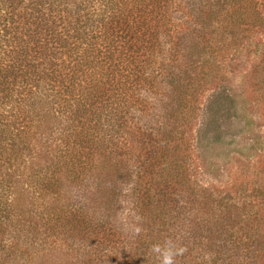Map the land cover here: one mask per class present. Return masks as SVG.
Instances as JSON below:
<instances>
[{
	"label": "trees",
	"instance_id": "1",
	"mask_svg": "<svg viewBox=\"0 0 264 264\" xmlns=\"http://www.w3.org/2000/svg\"><path fill=\"white\" fill-rule=\"evenodd\" d=\"M26 3L27 14L19 10ZM216 6L227 15L221 18ZM250 30L264 33V0H0V239L22 231L28 240L22 241L24 248L39 254L44 251L40 247L56 237L74 253L80 249L90 264L94 248L88 245L96 241L100 246L111 235L110 248H126L141 260L138 263L165 264L170 257L171 264H185L179 251L183 256L190 250L199 253L212 239L200 242L194 229L205 225L213 236L212 228L218 225L227 235L229 257L215 248L208 264H264V233H253L258 221L264 225V184L244 187L237 196V209L225 198L213 200L209 189L200 190L195 200L183 198L174 213L188 208L196 216L187 222L193 230L186 231L185 240L174 234L155 238L157 219H172V189L179 183L174 178L182 175L177 172L181 169L166 170L171 163L166 151L169 140L157 138L160 114L151 119L156 125L143 129L136 118L145 114L130 112L133 98L124 92L126 79L132 78V91L144 99L141 110L149 107L153 113L159 101L167 107L165 101L174 95L183 102L190 91L198 93L219 74L213 58L221 51L223 37L236 48L237 35ZM213 47L217 51L211 53ZM160 48L165 49L167 61L155 66L151 60ZM261 64L258 84L264 90V55ZM254 73L259 79L260 67ZM176 135L175 140H180ZM95 141L105 144L102 150L92 149ZM134 142L144 151L133 150ZM179 145L183 143L177 141L174 148ZM113 159L120 162L126 177L134 175L126 188L133 199L128 217L134 210L141 221L145 219L128 238L111 234V213L121 193L116 192L118 186L111 184L106 202L110 201L102 202L105 222L97 230H103L92 232L76 208L90 203L87 195L97 188L90 187V176L109 177ZM115 169L114 176L119 177ZM67 182L74 184L75 192L62 205L61 193L56 192L60 185L70 187ZM43 190L57 196L51 193L47 199L40 195ZM198 209L207 222L197 217ZM215 211L219 215L214 216ZM235 226L239 228L233 232ZM85 237L92 241L84 242ZM0 243L9 263L30 264L28 258L17 257L18 241ZM139 247L144 248L143 258ZM237 251L245 257L235 262ZM66 254L54 257L53 264H71ZM47 255L42 254L41 264L52 263ZM132 257L127 260L134 264Z\"/></svg>",
	"mask_w": 264,
	"mask_h": 264
},
{
	"label": "rangeland",
	"instance_id": "2",
	"mask_svg": "<svg viewBox=\"0 0 264 264\" xmlns=\"http://www.w3.org/2000/svg\"><path fill=\"white\" fill-rule=\"evenodd\" d=\"M19 10L27 14L29 11L28 3L20 6ZM87 10L89 11L88 8ZM90 10H92V7H90ZM216 11L221 15V18L223 15H227L219 6H216ZM238 23H241V21ZM234 25H236V21ZM208 32L210 36H213L212 31L209 30ZM227 33L230 34L229 31ZM222 41L223 46L221 47V51L218 54H214L215 56L213 55L215 66L220 69L219 74L214 77L210 85H204L198 93L190 91L183 102L181 96L177 97V95H174L172 96V100L167 99L165 101V104L168 103L167 107H162L163 105L159 101L160 106L156 107L155 113L151 112L149 107L141 110V102L144 99L136 90L132 91L129 85L132 83V78L126 79L127 87L124 92L133 98L129 101L130 112L140 116L145 114L143 117L136 118L141 121L140 125L143 129L156 125L151 124V119L160 114V126L157 138L160 139L162 137L163 140V137H166L169 140V149H166V151L171 163L166 165V170L174 173L177 169H181L177 172L182 174L174 178L175 180H179V183L172 189L174 193L173 197L175 198L170 208L172 219L166 217L163 219V222L157 219V226L154 229L155 238H162L166 235L171 238L174 234L175 238L185 240V237H188L186 231L191 232L193 230L188 229L187 222L192 218V215H195L190 213L188 208L184 207L181 213H174L183 203V198L195 200L200 190L209 189L213 200L225 198L227 199V204H233L234 209H237L239 207L237 196L239 193L244 192V187L250 190L252 186L260 187V184H264V90L258 84V80L261 79L263 74L261 60L264 55V33L256 32V30L242 31L239 36L237 35L235 42L238 43V46H235L236 48L233 47L234 44L231 42V39L228 38L227 40L224 36ZM205 45L203 44L202 46ZM230 47L233 49L230 50ZM215 51L217 50L214 47L213 51L210 50L211 53ZM191 53L193 54L192 57L195 58L196 50H193ZM167 56L165 49L160 48V52L156 53V56L151 61L157 66L160 64V60L164 59L167 61ZM259 67L260 73L258 74V79L254 70L255 68L259 70ZM183 77L185 78L186 76L184 75ZM154 101L157 102L156 98ZM145 103L152 108L154 107V104L147 100H145ZM176 133H178L180 140H175ZM166 134L169 135L165 136ZM177 141L183 143V145L174 148V143L177 144ZM93 144L92 149L98 146L102 150L101 145L103 143L95 141ZM132 147L135 151H144L143 145L136 142L133 143ZM179 148L183 150L182 153L173 151ZM110 163L109 171L107 169L109 173L111 172L109 177L101 176L97 178V175L90 176V187L95 188L97 185V188L90 190L92 193L87 195L90 203L84 207L76 206V208H79L78 215L90 227L92 232L103 230H97L105 222L102 214L106 210L102 202L109 203L110 201L106 202L107 197L111 195L108 189L110 185L118 186L116 192L120 190L121 193L117 194L118 203H116V208L111 213L114 218V232L112 231L111 234L128 238L133 231H139L138 228L143 224L145 219L141 221L138 218L140 215L134 210H132L128 217L133 199L126 192V188L132 185L134 175L132 177L127 175L126 177L125 172L119 169V161L117 162V160L113 159ZM116 167L120 171L119 177L114 176L113 173ZM67 184L72 190L68 186L60 185L56 192V194L61 193L60 201L62 205L68 204V201H70L68 197L75 192V190L73 191L74 184L69 182ZM51 193L43 190L40 195H47V199H50L52 194L56 195L55 193ZM192 207L191 205L190 208ZM215 208L218 209L219 207L216 205L214 206ZM197 211V217H203L204 221L207 222L206 214H201L199 209ZM214 213V216L219 215L216 211ZM262 215L264 216L263 213ZM173 216L175 217L174 219ZM242 224L239 226H243ZM256 225L257 227L253 230V233L256 236L261 234V232L264 233V225L260 224L259 221ZM239 226H235L233 232L237 231ZM206 227L203 225L200 228L194 229L195 233H198V235H195V239L199 238L200 242H206V239L211 237L212 239L208 242L209 247L199 253L195 252V250H190V253L185 254V256H183L184 253L179 251L182 254L180 262L185 264H208V258L209 256H213L215 248L223 249L224 257H229V247L225 246L226 233L218 225H214L212 228L214 235L209 236ZM108 230L106 228L107 232H109ZM25 235L22 231H13L11 235H4L0 241H18L19 249L16 252L17 257L24 260L28 258L31 260L30 264L44 263L42 261L44 259L42 254H48L46 258L50 255L49 257H52L51 264H53L54 257L63 256L66 253L67 261L71 264H76L77 262L78 264H89L87 263V259L81 256L80 249L77 253H74L70 248H65L56 237H51L50 240L46 241L40 247L44 251L39 252V254L35 250H26L24 245H22V241L26 239H24ZM111 239V235L106 236L105 242L101 243L100 246L96 244V241H93V245L92 243L88 245L94 248V251L91 253L92 262L90 264H131L130 260L132 256L126 252V248L118 250L110 248ZM89 240L92 241L91 238H84V242H88ZM137 243L138 239L134 241V244ZM142 252H144V248L139 247L138 255L140 258L145 257ZM4 257L8 256L3 251H0V264H11ZM122 257L126 259L122 261ZM244 257L241 251H237L235 262L243 260ZM132 258L134 264H142L138 263L141 260ZM12 263L22 264L17 260ZM45 264L47 263L45 262Z\"/></svg>",
	"mask_w": 264,
	"mask_h": 264
},
{
	"label": "clouds",
	"instance_id": "3",
	"mask_svg": "<svg viewBox=\"0 0 264 264\" xmlns=\"http://www.w3.org/2000/svg\"><path fill=\"white\" fill-rule=\"evenodd\" d=\"M165 264H171V259H170V257H168V258L165 259Z\"/></svg>",
	"mask_w": 264,
	"mask_h": 264
}]
</instances>
